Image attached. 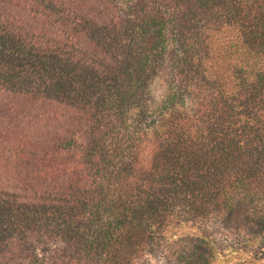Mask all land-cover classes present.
Masks as SVG:
<instances>
[{
	"label": "trees",
	"instance_id": "1",
	"mask_svg": "<svg viewBox=\"0 0 264 264\" xmlns=\"http://www.w3.org/2000/svg\"><path fill=\"white\" fill-rule=\"evenodd\" d=\"M176 208L264 236V0H0V264H115Z\"/></svg>",
	"mask_w": 264,
	"mask_h": 264
},
{
	"label": "rangeland",
	"instance_id": "2",
	"mask_svg": "<svg viewBox=\"0 0 264 264\" xmlns=\"http://www.w3.org/2000/svg\"><path fill=\"white\" fill-rule=\"evenodd\" d=\"M172 67V58L168 56L149 85L151 103H160L174 86ZM236 215V220L226 226L216 223L214 218L193 216L176 208L166 223L135 238L129 247L113 254L112 260L115 264H172L179 251L205 236L213 248L211 264H242L250 260L252 264H264V236L252 237L250 227L247 232L244 220L237 219V210Z\"/></svg>",
	"mask_w": 264,
	"mask_h": 264
}]
</instances>
